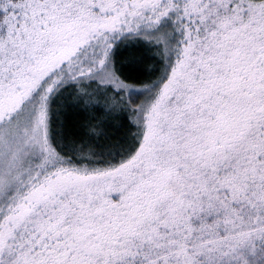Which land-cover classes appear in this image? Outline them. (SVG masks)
I'll return each instance as SVG.
<instances>
[{
    "label": "snow or ice",
    "instance_id": "obj_1",
    "mask_svg": "<svg viewBox=\"0 0 264 264\" xmlns=\"http://www.w3.org/2000/svg\"><path fill=\"white\" fill-rule=\"evenodd\" d=\"M0 264H264V0H0Z\"/></svg>",
    "mask_w": 264,
    "mask_h": 264
},
{
    "label": "trees",
    "instance_id": "obj_2",
    "mask_svg": "<svg viewBox=\"0 0 264 264\" xmlns=\"http://www.w3.org/2000/svg\"><path fill=\"white\" fill-rule=\"evenodd\" d=\"M130 55L131 54L126 53L123 59L124 60L128 59V57ZM150 56H151V54H148V58L145 60L144 64L142 65L145 74H144V76L139 78L141 81H147L151 78L150 74L152 72L154 62L150 59ZM137 58H139L138 54H137Z\"/></svg>",
    "mask_w": 264,
    "mask_h": 264
},
{
    "label": "rangeland",
    "instance_id": "obj_3",
    "mask_svg": "<svg viewBox=\"0 0 264 264\" xmlns=\"http://www.w3.org/2000/svg\"><path fill=\"white\" fill-rule=\"evenodd\" d=\"M129 58V57H128Z\"/></svg>",
    "mask_w": 264,
    "mask_h": 264
}]
</instances>
